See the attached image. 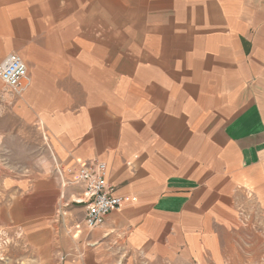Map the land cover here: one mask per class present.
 <instances>
[{
	"label": "crops",
	"instance_id": "obj_1",
	"mask_svg": "<svg viewBox=\"0 0 264 264\" xmlns=\"http://www.w3.org/2000/svg\"><path fill=\"white\" fill-rule=\"evenodd\" d=\"M56 1L0 0V63L11 53L23 56L28 103L56 105L42 108L47 121L44 146L52 157L45 159L41 172L35 171L34 161L27 164L26 182L32 180L34 191L50 200L51 185L60 184L57 166L77 168L102 161L108 184L123 204L102 227L91 230L84 224V205L78 206L83 223L66 222L75 212L72 203L85 199L83 189L61 191L62 223H27L26 229H20L39 249L41 262L264 264V257L251 256L243 248L239 254L238 241L244 240L242 233L248 229L237 222L242 213L264 217V0L194 2L200 14L192 19L222 30L202 37L207 40L202 51L181 54L213 53L223 61L219 67L237 72L224 76V84L235 90L217 97L218 105L216 99L203 96H170L157 105L153 92H148L149 99L129 98L106 110L92 103L89 112L75 109L73 113L62 106L71 102L67 97L77 75L61 58L65 38L59 26L62 16L52 8ZM252 27L256 35L250 44L245 48L242 42L232 44L237 37L246 42L243 35ZM248 54L249 63L244 59ZM181 64L176 62L175 70L166 75L159 70L162 86L163 74L167 86H201L205 76L195 71L184 74L187 69H179ZM192 102H209L211 107L194 108ZM21 146L34 150L30 143ZM262 224L252 225L255 232H264ZM253 240L246 249L257 247L259 239ZM32 249L27 248V260Z\"/></svg>",
	"mask_w": 264,
	"mask_h": 264
},
{
	"label": "rangeland",
	"instance_id": "obj_2",
	"mask_svg": "<svg viewBox=\"0 0 264 264\" xmlns=\"http://www.w3.org/2000/svg\"><path fill=\"white\" fill-rule=\"evenodd\" d=\"M194 2L195 0L54 2L52 8L62 16L59 26L62 27L65 38L61 44L64 50H61V55L65 53L66 56L61 58L65 59L67 66L72 65L76 69L77 75L76 86L70 90L67 97L71 102L62 106H69L72 113L75 109L89 112L91 104L98 103L106 110L108 106L117 107L123 102H128L129 98L131 101L137 98L149 99L152 96H147L148 92H153L157 105L170 96L173 99L203 96L206 100L216 99L214 105H218L217 97L235 90L232 85L227 86V82L224 84V76H232L237 72L234 69L219 67V62L223 61L213 53L181 54L182 51L190 52L191 49L200 51L201 45L207 42L203 36L209 38L222 30L214 24H202L200 19L193 20V16L200 14L193 7ZM63 15H66L65 22H62ZM206 26L209 28L206 29ZM210 26L213 27L212 30ZM209 32L211 34H207ZM255 35V27H252L243 35L246 42L237 37L232 44L242 42L245 48L244 44H250L249 39ZM244 59L249 63L250 54L244 56ZM176 62L182 63L179 69H187L183 71L186 72L184 74L195 71L205 76L200 81L201 86H167L166 71H174ZM212 65L216 69L210 67ZM159 70H164L162 73H165L164 86L161 84L162 73H159ZM184 74H180V77ZM27 89L17 94L0 79V264H44L40 260L39 249L26 240L25 233L20 229H26L27 223H62L58 209L59 203L64 206L65 198L61 191L63 193V190L69 189L72 193L78 189L77 185L63 186L60 181V184L51 185L52 198L48 200L40 191L39 194L34 191L35 184L32 180L30 183L26 182L27 164L34 161L35 171L41 172L45 159L49 155L52 157L47 146H44L43 133H46L47 121L43 120L42 108L56 106L28 103ZM161 93L162 97H167L162 98ZM180 101L182 102V99ZM191 106L198 108L210 105L209 102L203 105L192 102ZM21 142L30 143L34 150L26 151ZM70 192L68 191V194ZM80 203H72L75 212L73 211L69 221H66L68 224L83 223V214L78 207L83 203ZM248 215L242 213L237 216V222L248 229L242 233L244 240L238 241L239 254L243 248L251 256L264 257V247L259 243L262 241L264 244V232H255L252 227L256 223L263 225L264 217L262 219ZM254 236L259 239L257 247L253 248L251 245L250 249H246L245 245L253 242ZM27 248H33L29 260L26 258Z\"/></svg>",
	"mask_w": 264,
	"mask_h": 264
},
{
	"label": "built area",
	"instance_id": "obj_3",
	"mask_svg": "<svg viewBox=\"0 0 264 264\" xmlns=\"http://www.w3.org/2000/svg\"><path fill=\"white\" fill-rule=\"evenodd\" d=\"M0 79L15 93L20 94L28 87L27 66L22 57L11 53L0 63ZM63 186L77 185L83 189L84 224L93 230L102 227L108 215L118 210L123 199L115 195L114 187L107 181V166L102 161H92L77 168L56 167ZM67 175H74L70 180Z\"/></svg>",
	"mask_w": 264,
	"mask_h": 264
}]
</instances>
